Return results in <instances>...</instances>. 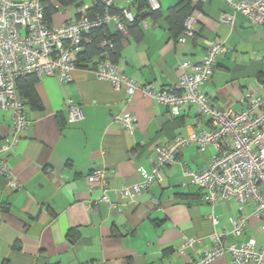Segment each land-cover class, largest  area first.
I'll list each match as a JSON object with an SVG mask.
<instances>
[{
    "label": "crops",
    "instance_id": "0c3cea01",
    "mask_svg": "<svg viewBox=\"0 0 264 264\" xmlns=\"http://www.w3.org/2000/svg\"><path fill=\"white\" fill-rule=\"evenodd\" d=\"M134 1L113 0L136 14ZM158 2L160 8L144 18L145 24H131L128 34L118 33L113 21L107 25L110 35L119 34L116 62L127 77L157 88L173 86L180 63L200 61L205 39H214L224 42L227 51L216 57L211 79L201 84L211 103L241 110L246 89L264 98L263 27L251 25L224 0H201L197 32L180 46L171 23L178 0ZM53 3L57 10L51 23L60 26L93 2ZM223 12L233 14L232 24L220 21ZM33 88L36 100L20 94L28 124L17 132L7 157L19 187H8L0 172V264H187L210 246L213 233L224 232L227 243L251 237L262 243L264 221L254 215L253 202L223 199L210 204L204 191L190 183L184 169L206 167L215 153L212 145L204 150L184 146L172 166L160 168L161 179L147 191L133 197L120 194L141 179V170L150 169L158 144L208 127L195 106L170 115L155 99L114 89L82 66L70 82L44 75ZM69 101L81 107V119L68 122ZM123 110L137 118L132 134L111 122V114ZM11 123L12 111L0 109V141L11 137ZM95 168L108 169L104 185L88 181ZM104 186L109 202L100 201L90 210ZM240 213L247 216V227L236 236L230 218ZM191 237L197 240L182 248ZM231 260L225 253L210 264Z\"/></svg>",
    "mask_w": 264,
    "mask_h": 264
},
{
    "label": "built area",
    "instance_id": "2783aa9c",
    "mask_svg": "<svg viewBox=\"0 0 264 264\" xmlns=\"http://www.w3.org/2000/svg\"><path fill=\"white\" fill-rule=\"evenodd\" d=\"M45 0H0V109L12 111L11 137L0 141V172L6 185L17 189L19 182L12 174L7 157L17 142V132L28 124L24 102L17 89L18 78L34 73L58 76L63 82L73 79L76 55L83 48L87 34L95 28L114 22L117 30L128 34L127 24L135 20L130 9L121 14L88 17L81 15L66 20L60 26L48 22L44 10ZM110 5L113 0H102ZM191 0L192 11L183 22L182 30L175 38L183 46L197 32L199 20L198 2ZM234 11L243 14L253 26L264 28V0H224ZM149 10H158V0H146ZM145 24V20H141ZM220 21L232 24V13L223 12ZM101 59L90 70L97 79L109 82L114 89H124L128 95L136 91L155 99L167 107L170 115H178L186 105L195 106L208 127L192 129L186 135H176L172 140L158 144L156 158L149 170H141V179L125 187L121 196H136L147 191L152 183L159 181L160 168L172 166L179 158L181 149L190 144L204 150L212 145L215 153L206 167L200 170L184 169L190 183L204 191V199L215 204L223 199H234L239 205L254 203V215L264 221V98L255 91L246 89L241 99L245 107L241 110L218 109L201 89V84L211 79L218 55L227 51L224 42L205 39V54L200 61H183L179 65L178 81L173 86L157 88L151 82L138 83L124 74L123 69L111 60L106 48H112L110 39L100 42ZM264 67V55H263ZM68 122L83 117L81 107L68 102ZM111 122L132 134L137 118L130 110L111 114ZM184 167V166H183ZM108 169L95 168L88 176L90 183L104 185ZM103 187L102 194L89 205L93 210L100 201L109 202ZM247 216L243 213L230 218L232 234L241 235L247 227ZM216 222L217 219L213 218ZM263 241L260 245L251 237L241 243H227L224 232L210 236V246L187 264H210L225 253L231 255L232 264H264V222L260 226ZM197 239L189 238L183 244L192 245ZM182 251V249H181Z\"/></svg>",
    "mask_w": 264,
    "mask_h": 264
},
{
    "label": "trees",
    "instance_id": "16d2710c",
    "mask_svg": "<svg viewBox=\"0 0 264 264\" xmlns=\"http://www.w3.org/2000/svg\"><path fill=\"white\" fill-rule=\"evenodd\" d=\"M59 5L63 6H79L83 0H54ZM92 5L83 11H78L76 17L81 15H86L88 17H95L97 15H102L104 12H108L111 15L121 14L123 9L128 7H118L114 2L110 5H105L102 0H92ZM135 7L137 8V13L135 15V20L127 24V32H129V26L135 22L141 21L148 15L156 10H149L146 0H135ZM193 4L191 0H178L177 4L171 9V16L173 20V32L174 38H176L182 30L183 22L187 15L192 11ZM45 17L48 22H51V16L56 12L57 8L53 3V0L44 1ZM108 24H104L101 27L95 28L87 34V38L84 41L83 48L76 55V65L85 68H92L101 59L100 42L103 39H110L112 41L113 47L106 48V52L112 61L116 62V56L118 54L119 45L118 37L119 34L114 36L110 35L107 28ZM118 33L123 34L119 30ZM117 63V62H116ZM37 76L34 73L27 74L24 77L18 78L17 89L19 94L23 97H29L35 99L36 95L34 92L33 84L36 81ZM36 100V99H35Z\"/></svg>",
    "mask_w": 264,
    "mask_h": 264
}]
</instances>
